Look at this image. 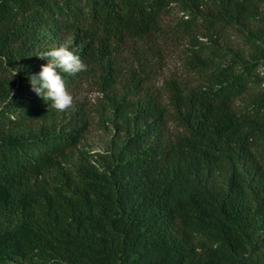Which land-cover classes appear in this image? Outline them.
<instances>
[{
    "label": "trees",
    "instance_id": "obj_1",
    "mask_svg": "<svg viewBox=\"0 0 264 264\" xmlns=\"http://www.w3.org/2000/svg\"><path fill=\"white\" fill-rule=\"evenodd\" d=\"M174 7L195 82L160 95ZM228 29L246 54L213 37ZM66 42L87 71L61 75L93 80L108 151L32 91L39 53ZM0 57V264H264V0H0Z\"/></svg>",
    "mask_w": 264,
    "mask_h": 264
},
{
    "label": "rangeland",
    "instance_id": "obj_2",
    "mask_svg": "<svg viewBox=\"0 0 264 264\" xmlns=\"http://www.w3.org/2000/svg\"><path fill=\"white\" fill-rule=\"evenodd\" d=\"M185 17L177 7H174L171 14L162 18V27L167 33L165 32L164 35H161L155 41V47H158L161 51L158 58L161 68L155 71V75L149 83L154 86V89L160 95H165L163 82L168 78L190 79L195 82L192 72H190L186 64V60L189 59L188 57L191 54L189 45L191 38L185 34H176L174 32L178 21ZM212 34L217 39V42H220L223 49H229L233 53H247L248 45L243 43L245 38L234 32V30L214 31ZM196 35L198 40L207 41L201 34ZM66 45L67 42L63 46L66 47ZM257 71L260 75H263L264 64L260 65ZM70 93L74 98L73 106L67 112H76V115L83 117L86 121L85 130L77 144L78 147H82L90 153L108 151L111 139L115 136L117 137L118 132L115 129V124L106 120L105 115L107 113L103 114L101 111L103 107L101 93L96 90L93 80H86L79 88ZM174 128L171 124L170 130L172 132H174Z\"/></svg>",
    "mask_w": 264,
    "mask_h": 264
},
{
    "label": "clouds",
    "instance_id": "obj_3",
    "mask_svg": "<svg viewBox=\"0 0 264 264\" xmlns=\"http://www.w3.org/2000/svg\"><path fill=\"white\" fill-rule=\"evenodd\" d=\"M38 57L47 63L40 66L39 72L28 79L32 91L45 101L51 102V107L64 112L73 106V96L68 91L61 73L75 75L87 71V66L80 56L74 54L64 46L50 48L39 53ZM7 64L6 57H0ZM12 93L9 92L10 102Z\"/></svg>",
    "mask_w": 264,
    "mask_h": 264
}]
</instances>
